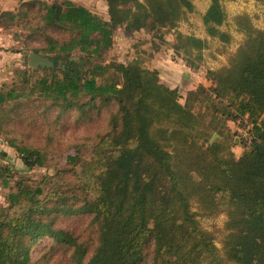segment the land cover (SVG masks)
I'll return each mask as SVG.
<instances>
[{
	"label": "trees",
	"instance_id": "trees-1",
	"mask_svg": "<svg viewBox=\"0 0 264 264\" xmlns=\"http://www.w3.org/2000/svg\"><path fill=\"white\" fill-rule=\"evenodd\" d=\"M104 2L107 19L69 0H30L0 13V27L22 26L37 8L39 25L30 31L47 46L34 53L52 63L20 72L19 86L0 91V106L20 110L21 100L34 97L48 103L45 124L53 115L55 123L63 113L91 111L78 123L88 126L95 115L104 121L78 172L69 167L27 184L13 166L0 164V185L8 190L7 206L0 205V264H264V30L237 18L244 40L224 66L206 72L210 86L187 91L181 104L177 90L137 58L122 64L105 57L118 29L165 44L163 32L194 12L191 0ZM225 19L220 0H210L202 25L223 45L231 39L220 30ZM168 46L194 67L208 42L177 32ZM226 122L246 134H239L238 159ZM50 128L54 136L57 127ZM213 134L221 140L210 143ZM9 142L24 171L47 168L44 151ZM77 161L66 157L72 167ZM221 215L218 249L200 220ZM74 216H84L81 229L56 223Z\"/></svg>",
	"mask_w": 264,
	"mask_h": 264
},
{
	"label": "rangeland",
	"instance_id": "rangeland-1",
	"mask_svg": "<svg viewBox=\"0 0 264 264\" xmlns=\"http://www.w3.org/2000/svg\"><path fill=\"white\" fill-rule=\"evenodd\" d=\"M69 1L87 8L102 19H107L104 0ZM191 2L194 6V12L188 14L187 18L181 21L175 29L163 32L165 44L155 42L154 46L151 45L150 35L146 33L140 32L132 36H126L122 30H116L113 36V45L105 57L106 62L115 61L125 64L137 58L143 63L144 67L158 72L161 84L177 90L181 104L184 102L187 91L194 90L199 85L209 87L210 82L206 80V72L224 66L228 57L235 53L245 38L244 34L238 31L237 18L244 17L254 28L264 30V0H220L221 7L226 15L225 22L220 30L227 32L231 37L229 44L226 45H223L217 39L208 38L202 25L201 16L208 8L210 0H191ZM36 9L35 7L30 9V16H34ZM30 16L22 26L10 25L9 22H4L0 29V91L2 92L8 88L10 89L14 81L17 85L21 81L18 78L19 73L30 68L28 66V55L34 53L35 49H44L47 46L42 36L30 31V29L39 25L35 19L37 15L35 14L34 18ZM177 32L207 40L208 46L201 54L202 60L194 62L197 66L190 67L169 49L168 45H173ZM50 36L59 38L57 33L50 34ZM23 103L25 104L20 110L15 104L0 106V164L13 166L19 172L17 177L23 179L27 184L39 182L43 176L54 175L56 171L69 167L73 168V172H78L81 163L90 158L95 141L92 135L98 133L104 126L102 117L99 118L95 115L93 117L94 121L86 126L82 122L78 123L77 119L85 117L92 111L76 117H74V113H63L62 117L55 123L54 115L53 117L44 118L47 119L45 124L42 113L48 106L46 101L32 97L21 100L20 104ZM15 112H17L16 115ZM19 113L22 117L19 116ZM85 119H88V116ZM51 124L53 127H57V133L54 136L50 134ZM226 126L231 133L237 134L233 136V146L231 142H229L231 145L229 146L232 147L231 151L234 157L238 159L244 150L242 144L239 143L238 134V130L242 128L232 122H226ZM212 137L213 141L221 140V137L217 134H213ZM9 140H15L18 144L36 147L44 151L48 156L47 168L24 171L15 149L10 147ZM67 156L77 157L78 161L74 167L67 165ZM62 179L67 183L71 181L65 176ZM54 180L57 181V179ZM7 192L8 190L0 185L1 206H7L5 200ZM84 219V216L63 217L59 218L56 223L60 227L78 230L83 227ZM224 222L225 217L223 215L214 219L200 220L201 226L215 235V245L218 249L221 248L222 244ZM45 243L46 240H43L39 248L34 249V259L43 252L42 248Z\"/></svg>",
	"mask_w": 264,
	"mask_h": 264
},
{
	"label": "water",
	"instance_id": "water-1",
	"mask_svg": "<svg viewBox=\"0 0 264 264\" xmlns=\"http://www.w3.org/2000/svg\"><path fill=\"white\" fill-rule=\"evenodd\" d=\"M52 63L46 58L42 57L35 53H30L28 55V66L31 69H36L37 67H51ZM215 136V135H214ZM213 142V137L210 141V143Z\"/></svg>",
	"mask_w": 264,
	"mask_h": 264
},
{
	"label": "crops",
	"instance_id": "crops-1",
	"mask_svg": "<svg viewBox=\"0 0 264 264\" xmlns=\"http://www.w3.org/2000/svg\"><path fill=\"white\" fill-rule=\"evenodd\" d=\"M25 1L29 0H0V13L14 12L19 7L20 3Z\"/></svg>",
	"mask_w": 264,
	"mask_h": 264
},
{
	"label": "built area",
	"instance_id": "built-area-1",
	"mask_svg": "<svg viewBox=\"0 0 264 264\" xmlns=\"http://www.w3.org/2000/svg\"><path fill=\"white\" fill-rule=\"evenodd\" d=\"M238 134H240V135L246 137L245 131H244L243 129H239V130H238Z\"/></svg>",
	"mask_w": 264,
	"mask_h": 264
}]
</instances>
